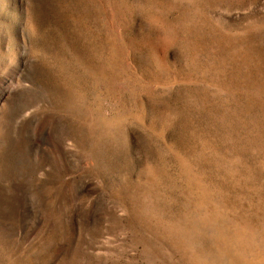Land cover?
<instances>
[{"label": "rangeland", "instance_id": "1", "mask_svg": "<svg viewBox=\"0 0 264 264\" xmlns=\"http://www.w3.org/2000/svg\"><path fill=\"white\" fill-rule=\"evenodd\" d=\"M0 264H264V0H0Z\"/></svg>", "mask_w": 264, "mask_h": 264}]
</instances>
